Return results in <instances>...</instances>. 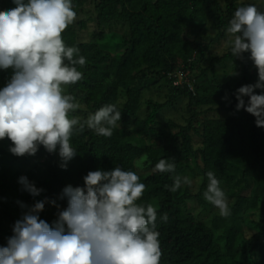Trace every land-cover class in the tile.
<instances>
[{
    "label": "trees",
    "instance_id": "16d2710c",
    "mask_svg": "<svg viewBox=\"0 0 264 264\" xmlns=\"http://www.w3.org/2000/svg\"><path fill=\"white\" fill-rule=\"evenodd\" d=\"M89 1L72 0L76 19L62 34L66 46L78 47L79 55L86 59L84 66H76L83 78L67 86L66 93L80 105L69 116L83 122L90 113L114 104L122 112V120L111 137L97 135L87 127L82 133L74 132L71 144L77 155L67 170L60 167L59 149L50 154L41 146L35 156L17 157L9 151L10 140L0 141V246H7L15 222L37 200L47 197L66 208L67 200L59 199L65 186H83L89 171L118 166L138 176L145 170L147 184L139 203L156 208L160 264H264V127H257L254 115L236 109L235 95L241 86L257 82L258 71L248 58L250 53L235 58L231 48L203 68L206 49L186 35L190 29L203 33L213 21L216 39L228 37L227 28L238 7L255 5L264 12V4L243 0H94L98 30L92 41L83 42L79 30L87 28V20L77 18ZM13 7V0H0V11ZM114 26L123 29L119 38L122 49L112 55L98 42L112 40L114 34L107 30ZM229 59L238 67L235 83L217 77V64ZM198 68L197 88L192 89L187 81L178 82L181 70ZM147 73L170 84L166 101L146 98L145 91L155 85L144 81ZM12 74L11 68L0 69V89ZM200 81L207 82L213 93L223 92L224 103L203 96ZM255 92L261 94L262 90ZM184 98L188 99L184 121L164 120L163 112ZM249 99L245 97L246 103ZM161 159L175 163V174L155 170ZM209 171L215 173L227 196L231 213L227 217L203 196ZM173 175L200 180L195 182L196 188L182 184L171 192L165 185L173 184ZM21 176L45 191L38 197L22 191ZM193 201L201 209H194ZM57 212L46 203L39 216L51 225ZM164 213L169 217L166 223L161 219ZM220 219L222 224L216 226Z\"/></svg>",
    "mask_w": 264,
    "mask_h": 264
},
{
    "label": "clouds",
    "instance_id": "9594fccd",
    "mask_svg": "<svg viewBox=\"0 0 264 264\" xmlns=\"http://www.w3.org/2000/svg\"><path fill=\"white\" fill-rule=\"evenodd\" d=\"M13 3L15 7L0 11V69H13L0 89V141L10 140L9 151L17 157L35 156L41 146L50 154L59 149L60 167L67 170L77 155L71 144L74 132L82 133L87 127L111 137L122 112L113 104L90 113L83 122L69 116L80 105L66 93V86L83 78L76 66L86 64L79 48L66 46L62 37L76 19L72 0ZM227 34L231 54L243 59L250 53L248 58L258 71L255 84L237 89L236 109L254 115L257 127H264V12L255 5L238 7ZM245 97L250 98L247 103ZM155 170L175 174L176 165L161 159ZM206 175L205 200L221 216H229L220 181L212 171ZM172 179V185H165L171 192L192 183L187 176ZM83 180V186L63 188L59 199L67 200L66 208L46 197L15 222L7 246H0V264H160L157 211L151 203H139L146 189L139 176L117 166L89 171ZM18 183L33 197L45 191L27 176L19 177ZM46 203L58 209L51 225L39 216ZM161 219L166 223L167 213Z\"/></svg>",
    "mask_w": 264,
    "mask_h": 264
},
{
    "label": "rangeland",
    "instance_id": "374dc122",
    "mask_svg": "<svg viewBox=\"0 0 264 264\" xmlns=\"http://www.w3.org/2000/svg\"><path fill=\"white\" fill-rule=\"evenodd\" d=\"M239 1H242V0H239ZM243 1L248 2V3H252L253 1H258V3L264 4V0H243ZM96 15L97 14L95 12V3H94V0H91L84 8V11L81 12L77 18V21L87 20V25H88L86 29L79 30L81 41L90 42L93 40V33L98 30ZM213 23L214 22L212 21L207 26L205 31L199 35L195 32L194 29L188 30L186 34L189 38L197 39L198 41H200L203 44L204 49H206L207 54L201 61V65L203 68H206L210 65V62L213 59V57H217V56L220 57L230 50V45L228 42L229 36L216 39L217 29ZM107 32L110 34H114L113 39L107 43L98 42V44L104 45L106 51L113 55L116 52H118L120 49H122L121 44L119 43V38L121 37L123 33V29L119 26H114L112 30H107ZM216 69L218 73L217 77L219 78V80H221L224 83L226 82L235 83V81L238 79V67L236 65V62L232 59H229L223 62L222 64H217ZM208 72L210 76H213L212 71H208ZM199 74H201V69L199 68L198 70H195L193 72L188 69L187 70L183 69L181 70V73L179 74L178 82L183 83L184 81L190 80L193 82V85L191 86H193L194 88H197L198 86L195 85L194 81H195V77ZM147 75L148 76L145 77L144 81L155 83V85L153 86L152 90L145 91L146 98H153L155 100L162 101V102L166 101L167 95L170 92V84H168L164 80H160L155 75H151L149 73H147ZM200 85L202 86V88H199V91L201 92L203 96H206V95L209 97L212 96L211 100L213 99V102L215 101V103H219V104L224 103V93L223 92L220 91L217 93L215 91V93H213L212 88H210V85L207 82L200 81ZM66 90H67V86H66ZM187 105H188L187 98L178 100L176 102V107H172L163 112V119L164 120L175 119L178 122H183L184 115H187V110H186ZM211 114L214 116L219 115V113L217 112H212ZM226 145L227 143L226 144L224 143L222 146L226 147ZM144 171L142 170L140 171L141 174L139 173V178H140L141 183L143 182L144 184H147V180H146L147 176L144 175ZM199 180L200 179H196L195 181L192 180L191 184L193 185L194 188L198 186V183H195V182H198ZM191 204L194 209H197V211L199 210L200 208L199 203H197L196 201H193ZM212 216L213 215H211L209 219H211ZM221 224H222L221 219L215 222L216 226H220Z\"/></svg>",
    "mask_w": 264,
    "mask_h": 264
},
{
    "label": "built area",
    "instance_id": "2783aa9c",
    "mask_svg": "<svg viewBox=\"0 0 264 264\" xmlns=\"http://www.w3.org/2000/svg\"><path fill=\"white\" fill-rule=\"evenodd\" d=\"M187 82H190V87H191L192 89H194V87H193V86H191V85H193V82H192V81H190V80H187Z\"/></svg>",
    "mask_w": 264,
    "mask_h": 264
}]
</instances>
